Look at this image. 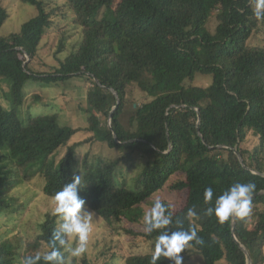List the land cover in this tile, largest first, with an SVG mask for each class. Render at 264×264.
<instances>
[{
	"label": "trees",
	"instance_id": "16d2710c",
	"mask_svg": "<svg viewBox=\"0 0 264 264\" xmlns=\"http://www.w3.org/2000/svg\"><path fill=\"white\" fill-rule=\"evenodd\" d=\"M20 1L37 13L0 37V80L20 103L31 80L87 76L91 135L71 142L78 128L61 124L57 114L23 120L17 106L0 102V219L8 221L15 185L6 162L31 163L46 195L119 226L127 221L130 235L157 243L125 264H184L158 250L181 243L205 264H248L241 245L252 264H264V44L250 43L264 27V0ZM62 9L74 15L81 39L58 65L40 69L33 62ZM8 17L0 0V28ZM198 74L212 76L211 83L195 85ZM251 134L258 143L248 150ZM91 140L126 157L87 152L79 159L77 149ZM167 186L187 191L184 206L161 201L145 228L132 226L143 203ZM67 211L38 219L32 250L22 218L1 224L0 264H96L86 256L70 260L61 222Z\"/></svg>",
	"mask_w": 264,
	"mask_h": 264
},
{
	"label": "rangeland",
	"instance_id": "374dc122",
	"mask_svg": "<svg viewBox=\"0 0 264 264\" xmlns=\"http://www.w3.org/2000/svg\"><path fill=\"white\" fill-rule=\"evenodd\" d=\"M60 1L66 2V0ZM118 1L115 0V3ZM1 2L7 8L9 17L0 28V37L19 31L23 22L37 13L33 5L20 0H1ZM261 2L263 0H260ZM70 16L63 9L58 15L52 16L53 25L44 35L39 48V56L33 62L40 69L48 71L53 65H58L59 61L64 60L80 41L82 36L81 28L73 22L74 18L72 16L74 15ZM214 23L215 21L212 20L211 28ZM260 29L254 33L250 43L264 44V27L262 26ZM211 81L212 76L198 74L194 79V84L207 85ZM5 82L0 80V102L5 108L17 106L21 119L26 120L29 116L38 114H57L61 124H69L78 128L71 142L82 141L91 135L85 129L88 126L87 119L89 116L87 111V90L90 84L87 76H73L58 84L31 80L24 87L23 100L20 103H16L11 86L8 82ZM131 89L132 91L129 95L132 99H135L133 95L135 92L137 93V87L131 85ZM91 141V143L87 142L79 146V149H77V153L80 151L79 159H82L87 152H91V156L99 155L107 159L126 157V152L111 149L95 140ZM257 143L258 137L251 134L247 138L244 147L252 150ZM59 152L63 153L64 151L60 150ZM6 164V171H9V181L15 185L11 196L13 201L6 207L8 213L5 219L8 221L0 219V225L6 224L7 227L8 225L11 227L16 217L22 218L24 233L28 237L26 243L31 250L36 242L34 240L39 223L38 219L44 218L47 212H54L60 208L68 210L63 215L61 222L64 224L63 229L68 231L67 251L69 252L70 260L76 258V260L81 262L82 257L86 256L96 260V264H125L126 258L131 254L155 251L157 244L155 241L132 236L126 231L123 226H129L127 221L122 222L121 226H119V224L105 219L90 208H72L73 204H71V201L46 195L41 187L44 182L42 180L43 177L33 170L34 166L31 163L18 167L14 166L10 161H7ZM80 165L82 166V164ZM133 171L132 168L131 173ZM186 198V190L176 191L167 186L156 192L150 198V202L143 203L141 206L143 208L142 216L137 223H132L131 225L136 229H143L150 221L149 219L160 212L159 203L161 201H168L177 210L184 206ZM137 212H139V208ZM180 245L183 249L181 247L178 249L172 248L169 251L171 247H165L169 246V244H166L165 246H160L158 250H166L168 253H172L176 260L184 264H205L199 252H196L188 245L182 243Z\"/></svg>",
	"mask_w": 264,
	"mask_h": 264
},
{
	"label": "water",
	"instance_id": "95a60500",
	"mask_svg": "<svg viewBox=\"0 0 264 264\" xmlns=\"http://www.w3.org/2000/svg\"><path fill=\"white\" fill-rule=\"evenodd\" d=\"M29 59H30V58L28 57V60H29ZM241 246H242V248L245 250V252H246V254H247V261H248V264H252V259H251V256H250L248 250H247L243 245H241Z\"/></svg>",
	"mask_w": 264,
	"mask_h": 264
}]
</instances>
